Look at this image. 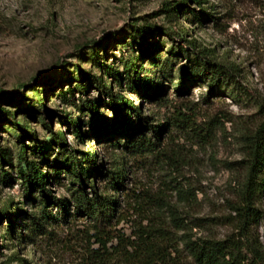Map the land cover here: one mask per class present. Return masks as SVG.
<instances>
[{
  "label": "rangeland",
  "instance_id": "rangeland-1",
  "mask_svg": "<svg viewBox=\"0 0 264 264\" xmlns=\"http://www.w3.org/2000/svg\"><path fill=\"white\" fill-rule=\"evenodd\" d=\"M180 1L0 0V91H21L37 105L25 100L0 105L11 114L0 121V264H102L90 259L89 250L100 246L91 238L89 221L75 215L71 202L66 222L56 206H48L60 221L42 224L49 235L36 237L25 230L30 217L37 216L40 198L19 175L20 152L49 176L46 189L52 197L70 201V179L53 167L58 148L52 137L57 134L63 136L67 154L99 156L96 164L105 176L93 174L90 181L100 192L108 185L106 176L121 168L122 190L107 189L119 203L112 222L117 234L130 237L138 224L152 223L163 226L178 245L183 234L222 240L235 233L227 218L234 216L231 207L244 179L247 146L264 122V0H186L188 11L165 12L168 3ZM201 10L213 18L200 25L189 11ZM150 27L154 30L142 40L139 31ZM166 30L177 39L169 40ZM183 41L233 67L236 94L229 95L231 87L211 93L198 82L178 92V69L185 64L179 48L192 49ZM142 42L157 45L155 63L139 55ZM130 61L161 87L156 98L127 89L124 65ZM106 66L119 71L120 85L103 74ZM93 78H101L114 94L140 109L147 125L156 131L163 127L159 137L152 130L142 134L153 143L151 152L112 148L90 135L86 101H94L108 122L113 117ZM73 122L81 125L82 142ZM17 125L33 136L20 139ZM120 141L122 145L124 139ZM260 208L264 210V202ZM172 216L185 225L184 231L173 228ZM256 232L264 246L263 221ZM105 257L106 264H116Z\"/></svg>",
  "mask_w": 264,
  "mask_h": 264
},
{
  "label": "trees",
  "instance_id": "trees-1",
  "mask_svg": "<svg viewBox=\"0 0 264 264\" xmlns=\"http://www.w3.org/2000/svg\"><path fill=\"white\" fill-rule=\"evenodd\" d=\"M196 4L200 2L196 1ZM165 12L178 15L185 12L186 0H182L174 5L167 4ZM183 11V12H182ZM193 20L198 24L210 21L213 17L204 10L196 13L189 11ZM147 31H139L140 38L145 40L152 32V27L146 28ZM169 40L175 41L177 35L164 31ZM192 47L188 49L179 48V53L184 57L185 64L178 69V92L185 90L191 82H198L207 85L210 92L213 93L228 90L229 95L236 94L237 81L235 80V70L233 67L226 66L217 62L210 56L207 50H197L192 41H183ZM157 50V45L138 46V53L142 57L151 58L155 63L153 54ZM141 69L135 65V61H130L124 65V76L127 89L133 93H144L148 99H154L161 92V87L154 83L149 77L142 76ZM164 74L168 75V70L162 69ZM103 74L120 85L123 80L117 69L105 67ZM97 90L105 94L108 98L107 107L113 113L111 122H108L98 113L97 105L94 101H86L84 108L90 115V135L96 140H107L112 143V148H122L130 153H149L153 143L142 135L144 130H152L156 137L161 134L162 128L147 125L148 119L144 118L140 109L134 107L127 99L116 95L110 87L102 83L101 78L92 79ZM24 88V86H21ZM85 92V88L81 87ZM67 92H62L65 96ZM226 92V91H225ZM28 101L31 105L37 107L31 100H28L24 93L13 92L4 93L0 91V105L3 101L7 103ZM39 110V109H37ZM42 110V109H41ZM37 112V111H36ZM49 113V112H48ZM11 114L1 109L0 121L6 120ZM78 139L82 142L85 134L81 132V125L73 122ZM17 135L20 139L31 138L28 129L17 125ZM149 128V129H148ZM142 135V137H139ZM124 142L121 144V139ZM247 146L246 158L244 163V179L239 189L238 201L231 207L234 216L227 218V223L234 225L235 233L225 237L222 240L216 239H192L190 235L183 234L179 238L178 245L168 237L166 229L163 226L150 223L149 225H137L130 237H124L117 234L113 229V219L117 217L119 203L108 191L118 192L122 190L124 175L121 168L112 171L107 177L106 189L100 192L94 181H90L93 174L105 176L101 167L97 166L96 161L99 156L95 153H86L79 159L74 153H66L65 141L61 134L53 135L52 142L58 148V153L53 161V167L59 168L65 172L70 181L69 193L70 201L67 199H55L47 191L46 185L49 180L47 174L42 173L37 163L30 160L27 154L20 152L19 175L28 185V187L37 189L39 198L37 201V216L30 217V225L25 226L28 234L49 235L43 225L60 222L48 211V206L53 205L61 214V222H66L69 202L76 216H84L88 221V229L93 232L91 238L99 244V249L89 250L90 259L101 260L106 264L105 256L116 260V264H264V246L259 240L256 228L259 222H264V210L260 205L264 202V122L258 128L255 135L250 139ZM45 154V153H44ZM115 164L118 163L114 159ZM122 164V163H118ZM90 186V193L86 188ZM109 189V190H107ZM30 197V196H29ZM123 220V219H121ZM170 222L176 230H185V225L175 216L171 217ZM8 223H11L8 220ZM197 227V225L195 224ZM31 236V235H30ZM28 236V240L31 237ZM37 237V236H36ZM115 242V245L112 243ZM110 247L107 248V245ZM111 262V260H108ZM112 264V263H111Z\"/></svg>",
  "mask_w": 264,
  "mask_h": 264
}]
</instances>
